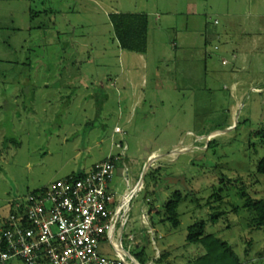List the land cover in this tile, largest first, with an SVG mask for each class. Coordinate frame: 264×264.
<instances>
[{"label":"rangeland","instance_id":"374dc122","mask_svg":"<svg viewBox=\"0 0 264 264\" xmlns=\"http://www.w3.org/2000/svg\"><path fill=\"white\" fill-rule=\"evenodd\" d=\"M67 1L0 0V220L51 182L87 172L126 145L110 181L126 223L121 244L120 225L114 248L102 246L108 255L137 264L134 253L144 247V264L161 253L157 264H192L204 249L186 242L187 227L202 220L206 233L230 243L239 264H264V223L257 227L245 207L247 197L264 200V175L256 172L264 156V79L251 88L240 70L234 91L227 74L231 51L247 53L253 43L242 29L256 0H148L163 20L150 33L136 103L114 84L121 69L108 17L94 13L68 30L59 11ZM100 1L108 12L119 8ZM258 5L264 10V1ZM258 42L264 77V33ZM176 176L184 181H163ZM175 191L185 198L172 228L162 205Z\"/></svg>","mask_w":264,"mask_h":264},{"label":"built area","instance_id":"2783aa9c","mask_svg":"<svg viewBox=\"0 0 264 264\" xmlns=\"http://www.w3.org/2000/svg\"><path fill=\"white\" fill-rule=\"evenodd\" d=\"M114 133L123 137V128L115 126ZM119 147L120 155L94 163L81 175L51 182L1 219L0 264L13 259L25 264H126L117 252L110 256L102 251L107 243L114 248L112 239L122 215L110 189L127 149Z\"/></svg>","mask_w":264,"mask_h":264},{"label":"crops","instance_id":"0c3cea01","mask_svg":"<svg viewBox=\"0 0 264 264\" xmlns=\"http://www.w3.org/2000/svg\"><path fill=\"white\" fill-rule=\"evenodd\" d=\"M261 1L264 0H256V3L253 5V12L251 13V16L249 17L248 22H246L243 25V32H247L248 35H250V39L253 43H250L248 48V52L244 53L242 49L237 51H231V55L233 57V68H231L227 74L233 75V85L232 90H237L238 84H240V81L236 82L235 80L240 78V75L238 71H245L247 73V76L244 78L245 81L249 82V86L252 88L254 79H264L262 74V69L260 67L261 60L255 59L254 56V49L257 47V42L261 41L262 35L264 33V10L260 8L261 5H258ZM117 4L119 5V8H115L113 12H108L106 10L105 3L100 0H68L65 2V7L62 8L60 6V16L64 17V21L66 22V26H69L68 30L76 31V26H84L85 23L90 22L92 20L94 13H104L109 20V14L110 13H118V12H132V13H145L148 16V31H147V49L145 53H137L133 51H126L122 50L118 47L117 42L114 40V43L116 47L119 50V63H120V74L115 77V81L117 83H114L117 85L118 92L122 93V96L128 97L132 100L135 99L134 103H136V99L140 101L142 98V95L140 94L141 89H139L141 86H144L146 84V81L144 80L145 76V69L149 66L148 61L150 59L149 57V51H150V33L152 31H157L161 29L162 24L161 20H163V17L158 12H151L148 6V0H116ZM258 3V4H257ZM65 9V10H64ZM72 9V12L76 13V15H82L85 18L79 19V20H71L66 16V12ZM149 9V10H148ZM152 15H155L154 19L151 20ZM233 16V13L231 14ZM110 24V29L111 23ZM248 41H250L248 39ZM260 43V42H258ZM85 47H88V42L85 41L82 43ZM175 46V45H174ZM263 46V45H262ZM246 48V49H247ZM263 56V54H262ZM150 61V60H149ZM222 60V64H223ZM153 63H151L152 65ZM252 65H257L258 69L255 73L251 75V68ZM233 70V74L231 71ZM234 88V89H233ZM250 88V89H251ZM254 90V89H252ZM117 126V125H115ZM114 126V127H115ZM114 132V129H113ZM186 133H189V131H186ZM113 156V155H110ZM93 165V164H92ZM92 167V166H91ZM107 254V251L103 250Z\"/></svg>","mask_w":264,"mask_h":264},{"label":"trees","instance_id":"16d2710c","mask_svg":"<svg viewBox=\"0 0 264 264\" xmlns=\"http://www.w3.org/2000/svg\"><path fill=\"white\" fill-rule=\"evenodd\" d=\"M109 21L112 27L113 39L117 42L120 49L137 53L146 52L148 16L145 13H110ZM256 172L264 175V156L258 161ZM82 173L78 172L73 174L81 175ZM242 195H245V193H242ZM184 198L185 196L175 191L162 205L164 220L172 228H176L180 223L177 207ZM245 207L256 214L254 218L256 226L260 227L263 225L264 200L247 197ZM205 227L206 223L202 220L195 221L187 227L186 242L198 243L204 249V253L194 259L192 264H239V257L230 243L211 233H206ZM134 257L139 264H144L147 259L144 247L139 248L134 253ZM164 257L165 254L161 253L159 258L155 260V264L159 263Z\"/></svg>","mask_w":264,"mask_h":264},{"label":"water","instance_id":"95a60500","mask_svg":"<svg viewBox=\"0 0 264 264\" xmlns=\"http://www.w3.org/2000/svg\"><path fill=\"white\" fill-rule=\"evenodd\" d=\"M235 125H236V123L233 126L227 128V129H230V128L234 127ZM224 130H226V129H224ZM224 130H220V131H224ZM145 174L146 173L144 172L141 175L142 182H143V179H144ZM171 180H174L175 183H179L180 181H184V177H182V176H176V177H164L163 178V181H171ZM135 261L138 263V261L136 259H135Z\"/></svg>","mask_w":264,"mask_h":264},{"label":"bare ground","instance_id":"6f19581e","mask_svg":"<svg viewBox=\"0 0 264 264\" xmlns=\"http://www.w3.org/2000/svg\"><path fill=\"white\" fill-rule=\"evenodd\" d=\"M119 221H120V225H121V227H120V233H119V237H120L121 230H122L121 228L123 227L124 221L122 219H119Z\"/></svg>","mask_w":264,"mask_h":264}]
</instances>
